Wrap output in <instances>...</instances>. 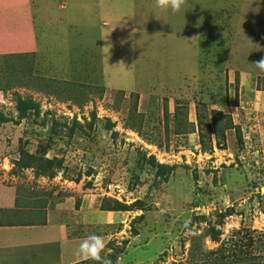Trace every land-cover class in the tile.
I'll return each instance as SVG.
<instances>
[{
  "label": "rangeland",
  "instance_id": "obj_1",
  "mask_svg": "<svg viewBox=\"0 0 264 264\" xmlns=\"http://www.w3.org/2000/svg\"><path fill=\"white\" fill-rule=\"evenodd\" d=\"M29 6L36 50L0 52L13 222L60 210L111 264H264V0Z\"/></svg>",
  "mask_w": 264,
  "mask_h": 264
},
{
  "label": "crops",
  "instance_id": "obj_2",
  "mask_svg": "<svg viewBox=\"0 0 264 264\" xmlns=\"http://www.w3.org/2000/svg\"><path fill=\"white\" fill-rule=\"evenodd\" d=\"M3 1L5 0H0V3H3ZM22 2L23 0L7 1L10 5L7 7L9 12L0 14L1 53H3V50L5 52L36 50L37 40L34 35L35 28L33 27V14L29 6L30 0H26L23 3V7H15L13 9L14 6H17L18 3L22 4ZM18 9H22V22H18L16 17H14L17 15ZM0 11L6 12L1 7ZM6 35H8L6 41H9L3 48L2 43ZM15 198L14 189L12 190V187H6L1 183L0 264L78 263V257L75 253L78 248L77 245L80 244L83 238L80 237L79 231H75L74 227H71L73 231H69L67 224H61V221H65V215L60 213V210H57L55 214H51L48 209L46 222L44 219L38 221L16 220V222H13V215L8 214V210L15 208V200L17 199ZM107 212L114 213V211L110 210Z\"/></svg>",
  "mask_w": 264,
  "mask_h": 264
},
{
  "label": "clouds",
  "instance_id": "obj_3",
  "mask_svg": "<svg viewBox=\"0 0 264 264\" xmlns=\"http://www.w3.org/2000/svg\"><path fill=\"white\" fill-rule=\"evenodd\" d=\"M185 3L186 0H155L156 8L165 12L170 10L174 14L180 12ZM254 64L261 72H264V58ZM105 248L106 244L101 236L96 234L88 235L76 249L75 255L78 257V264L89 260L95 262V264H111V261L102 255Z\"/></svg>",
  "mask_w": 264,
  "mask_h": 264
},
{
  "label": "trees",
  "instance_id": "obj_4",
  "mask_svg": "<svg viewBox=\"0 0 264 264\" xmlns=\"http://www.w3.org/2000/svg\"><path fill=\"white\" fill-rule=\"evenodd\" d=\"M164 165V164H163ZM160 167H163L162 166V164L160 165ZM108 210H128L127 208H109ZM213 230V229H212ZM217 234H218V231H212V233H211V238L213 239V240H218V238H217Z\"/></svg>",
  "mask_w": 264,
  "mask_h": 264
}]
</instances>
